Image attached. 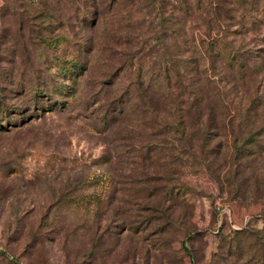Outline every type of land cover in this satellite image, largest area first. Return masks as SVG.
<instances>
[{
	"label": "rangeland",
	"instance_id": "374dc122",
	"mask_svg": "<svg viewBox=\"0 0 264 264\" xmlns=\"http://www.w3.org/2000/svg\"><path fill=\"white\" fill-rule=\"evenodd\" d=\"M183 1L0 0V106L10 114L35 83L55 99L51 86H58L55 92L64 95L58 99L69 101L0 134V264H264L261 146L249 167L240 163L243 175L236 173L235 180L231 175L218 181L198 153L182 158L177 176L184 194L169 208L118 201L130 194L118 188L117 152L127 158L136 139L163 141L164 152L178 149L173 137L179 133L155 135L143 126L151 117L135 106V112L119 115L113 101L135 94L137 69L150 66L149 45L161 32L160 18L178 13L172 5ZM252 1L259 10L264 6V0ZM191 11V17L198 15ZM259 16L243 37L249 46L264 48V14ZM200 29L202 21L194 24L196 35ZM252 33L258 35L254 43ZM116 34L118 43L111 37ZM125 36L136 37L135 45L126 44ZM100 41L111 47L105 50ZM128 48L139 49L131 63ZM76 55L88 59V69L74 82L61 80L55 74L59 61ZM261 57L257 79L236 80L239 93L228 96L238 102L241 92L258 87L264 101V52ZM59 83L73 86L69 98ZM109 103L114 117L108 116V124L96 120ZM226 157L220 162L227 160L228 167ZM65 192L87 199L79 205L56 202ZM118 204L123 208H114Z\"/></svg>",
	"mask_w": 264,
	"mask_h": 264
},
{
	"label": "trees",
	"instance_id": "16d2710c",
	"mask_svg": "<svg viewBox=\"0 0 264 264\" xmlns=\"http://www.w3.org/2000/svg\"><path fill=\"white\" fill-rule=\"evenodd\" d=\"M172 6L178 13L160 18L161 32L149 45L150 66L146 69L139 66L137 69L135 94L127 95L128 99L124 102L121 99L113 101L118 102L119 115L127 110L135 112V106L142 116L151 117L149 121L152 119L153 123L144 119L143 126L152 127L155 135L179 133L173 137L178 149L171 146L168 152H164L161 151L166 150L163 141L136 139V151L127 158L116 153V163L121 164L117 173L120 175L117 178L118 188L122 190V195L124 191L130 194L125 198L119 197L118 201L130 203L136 208L140 204L150 208H169L175 199L184 194L185 188L177 176V162L182 158H196L198 153L218 181L231 175L235 180L236 173L243 175L240 163L251 165L248 161L256 157L260 146L264 148V101L258 87L253 93L248 89L241 92L243 97L246 94L245 99L240 96L238 102L228 96L233 91L239 93L236 80H242L244 76L257 79L262 71L261 63L256 60L263 59L264 48L249 46L243 34L245 29L251 32L259 24L258 21L263 18L259 13L264 14V6L259 10L252 0H197L192 4L184 0ZM191 9L198 15L191 17ZM187 19L190 22L187 23ZM199 21L205 24V29H200L196 35L194 24ZM160 34L163 35V42L159 41ZM252 34L254 43L258 35ZM111 37L118 43L117 34ZM135 39L125 36L124 42L135 45ZM90 40L88 45L91 49L94 42ZM260 40L264 41V33ZM99 45L105 50L111 47L103 41ZM159 45L162 47L157 50ZM128 50L127 57L131 63L139 49ZM87 60L82 61L77 55L71 59L64 58L61 63L59 61L55 74L61 80L74 82L88 69ZM105 61L114 62L110 57H106ZM59 85L65 86V96L69 98L73 86L67 83ZM30 88L28 99L20 104L13 103L10 114L5 112L4 104L0 106V134L20 127L42 112L61 110L69 103L68 100L58 99L64 96L55 92L58 86H51V91L58 97L56 99L49 96L51 93L44 92L38 83ZM113 103L108 104L106 112L100 111L95 115V119L108 124V116L114 117L116 112V109H111ZM31 108L33 114L30 113ZM217 138L220 141H215ZM228 153L230 165L226 167L227 160L220 161L227 158ZM122 170L126 171L122 173ZM168 182L171 184L168 185ZM85 199L79 193L65 192L58 195L55 201L63 205H79V200ZM166 199L170 202L165 206ZM121 207L119 204L114 206ZM3 253L9 254L7 251Z\"/></svg>",
	"mask_w": 264,
	"mask_h": 264
}]
</instances>
